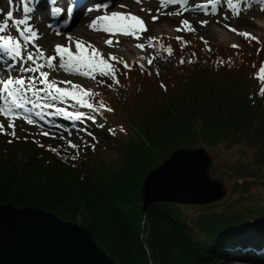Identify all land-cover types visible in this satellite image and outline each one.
Instances as JSON below:
<instances>
[{"label": "trees", "instance_id": "trees-1", "mask_svg": "<svg viewBox=\"0 0 264 264\" xmlns=\"http://www.w3.org/2000/svg\"><path fill=\"white\" fill-rule=\"evenodd\" d=\"M257 49L264 67V48ZM228 50L192 52L166 72L116 64L110 78L118 99L89 95L91 109L72 106L84 114L71 119L74 136L85 141L43 142L32 158L40 165L8 168L0 159V205L72 222L86 209L94 222L83 224L118 264H264V74L235 67ZM146 94L155 101H140ZM198 147L235 153L212 167L229 196L204 206L156 203L145 213L148 173L174 151Z\"/></svg>", "mask_w": 264, "mask_h": 264}, {"label": "rangeland", "instance_id": "rangeland-1", "mask_svg": "<svg viewBox=\"0 0 264 264\" xmlns=\"http://www.w3.org/2000/svg\"><path fill=\"white\" fill-rule=\"evenodd\" d=\"M15 1L16 5L22 4L24 1L26 2V0ZM10 2L11 0H7V4L6 0H1L0 2V7L3 9L2 14H0V27H3L2 25H4L5 21L8 23V27L0 34L6 35L7 33V35L10 34L16 38L17 33L13 28L14 22L25 19L24 17L26 14H24V8H20L18 11L16 10V13L14 12L15 15L13 18L15 20L12 23V19H9L7 15L11 11ZM227 2L224 4L222 12L218 15H213L211 13H201L196 10H192V12H195V14H191L190 11H183L179 10L178 8L169 7L164 3L155 0H128V2L123 3L127 6L128 11H133V6H140L139 11H137L139 14H141L139 17L143 16L148 21V31L141 34V39L146 41V48L148 47L147 50L150 52L149 57L145 61L139 58H131L130 56L124 55L120 52L119 48H122L125 38L127 37L131 39L133 37L114 36L111 37L113 43L111 45L104 46L100 42V37L106 38L107 41L110 38L109 35L101 31H94L93 29L92 31L89 29V32L98 36L99 38L89 37V35L85 34L83 31L82 33L80 32L81 34H76L75 39L71 38V40H69L68 38L71 37L69 35L61 36V34L57 35L54 32L51 34L45 25L46 22L44 18H42L43 16L39 18V11H36L33 13L34 15H30V17L32 18L31 22L35 27V30H39V37L36 40L34 45L35 47L31 48V52L35 53L36 49L39 48L44 53V57L45 55L50 57L56 54V46L54 47V44L65 47L70 45L72 50L75 51L76 41H82L84 45H91L92 48L98 50L99 54L104 59L109 60V63L112 65L113 69L115 68L116 64L122 63L127 65V63H129L133 66L142 65L141 67L150 70L160 68L162 71L166 72L168 69L170 70L171 67L174 66L173 61L176 60L182 65L184 62V57L187 55L190 56L192 52H196L197 55H199V53L202 55L204 53L207 54L206 52H215L218 48H221L222 50L229 49L227 58L232 61L231 63L235 67L245 69V73H251L262 77L264 74L262 69H264V67H259L257 60L260 58L258 53L260 51L259 49L262 47L259 49L257 48L259 46H263L264 48V38L255 36V32L258 28L257 22L259 17L264 16V10L245 7L243 11H238L231 9V5H228ZM30 5L37 7L36 0H30V4H28V6ZM115 9L116 8L107 10V12L115 11ZM103 12L105 14V11ZM103 12H101L100 15H104L102 14ZM97 16L99 15H94L92 19L94 20ZM154 17L155 20L153 19ZM185 20L188 21V24L183 23ZM201 22L205 23L202 24ZM209 23L216 25L218 28L223 30L224 33H227L230 39L227 42H222L218 35L209 33L207 30ZM165 27L168 28V30L163 33L158 30V28ZM152 37H154L155 40H151ZM148 40L150 41L148 42ZM127 43L129 44V42ZM177 43H190L192 46L189 45L186 50H183L182 48H177ZM229 47L245 49L248 53H250L253 60H250L249 64L242 61L240 58H238V52L236 53L234 51V53ZM146 48L144 49L146 50ZM113 57L115 59H110ZM149 59L152 60L151 65L148 64ZM40 62L44 63L45 65L47 64L45 59ZM54 65H57V67L48 68L45 66L41 69V71L49 73V82L56 84L62 89L69 90L77 96L78 100H86L87 96L96 95L108 103H111V101L113 103V101L119 98L117 93L120 91L118 92L116 87L113 86L112 79L110 78L111 76L101 78L97 75L96 78L93 79L91 76H84L75 71V73L66 71L65 69L59 67V62L54 63ZM19 66L14 67V70L11 72H6L3 77L0 73V80H5L9 76L15 79L21 75L27 79L29 76L34 75L33 73H21L19 71ZM25 66H31V62H28V64ZM130 68L133 67L130 66ZM2 71L3 69H1V72ZM36 75H38V73ZM102 79L107 80L108 84L111 86L109 87L107 84H102ZM63 81H68L70 83L65 84ZM37 87L45 86L37 85ZM0 88H2V84H0ZM146 93L151 94L149 90H147ZM147 94L143 95L142 98H140V101L154 102L155 98H149ZM7 100L10 104V98L7 97ZM78 104L79 103H77V101L72 100L71 98H66L63 101H52L51 99H48L47 105H54V107L49 108L45 106L43 108L37 109V111H41L43 113V118L47 117L49 119V126L47 127L43 122V119L34 113L31 114V119L34 121L33 124H29L27 122L25 119V114L24 116L15 119H8L4 115H0V126H2L0 127V152L5 157H0V159H4V161H6L5 164L8 168H11L16 164L40 165L39 162H32V158L34 157V152L37 153V155H40L41 150L39 148L42 147L43 142L69 146L70 144H79L80 142L85 141H80L76 136H74L75 132L72 131V128L70 127L71 125L68 122L69 120L67 121L66 119L68 117L60 115L56 111L57 105H65L68 107L71 105L77 108L80 107ZM6 106L7 105H3L0 106V108H5ZM29 107H31V105H29ZM81 110L83 111L82 108ZM84 111L86 112V110ZM37 120H39V122H37ZM62 121H65L66 124H63ZM10 124L12 127L9 126ZM13 131L15 132V135H13ZM44 133H47L48 135H44ZM22 140H28L26 142L27 146L22 144ZM210 152L214 157V162L219 160H234L236 157L233 151H227L225 149L215 150L214 153L212 151ZM85 219L90 223L94 222L93 216H91L86 209H83L77 215L76 221L73 223H77L86 227L83 224ZM99 246L108 255H110L101 245ZM148 264L154 263L151 260H148Z\"/></svg>", "mask_w": 264, "mask_h": 264}, {"label": "water", "instance_id": "water-1", "mask_svg": "<svg viewBox=\"0 0 264 264\" xmlns=\"http://www.w3.org/2000/svg\"><path fill=\"white\" fill-rule=\"evenodd\" d=\"M206 147L181 148L147 175L143 211L156 203L204 206L227 198ZM0 264H118L84 226L34 207L0 205Z\"/></svg>", "mask_w": 264, "mask_h": 264}, {"label": "snow or ice", "instance_id": "snow-or-ice-1", "mask_svg": "<svg viewBox=\"0 0 264 264\" xmlns=\"http://www.w3.org/2000/svg\"><path fill=\"white\" fill-rule=\"evenodd\" d=\"M171 3H182L187 4L188 0H169ZM51 4V15L59 16L64 12V9L56 6V0H50ZM231 5V0H229ZM79 6L78 0H72L68 9H67V20H70L74 14V11ZM99 7V6H98ZM103 9H108L109 5L104 4ZM25 12H30L31 9L25 6ZM88 11H91L89 9ZM207 14V13H206ZM8 18L11 19L12 12L8 14ZM155 20V17L153 18ZM65 20V23H67ZM17 25H26L27 20H18L15 21ZM184 24H188V21L185 20ZM204 24L205 22H201ZM8 27L7 21H5L3 27H0V33L4 32ZM94 31H101L109 35V39L106 41L108 45L113 43L111 37L114 36H129L133 37L136 40L142 38L141 34L147 31L144 21L136 15L131 13H124L119 11H105L104 15L97 16L89 25ZM179 30V29H178ZM57 31V35H59ZM19 35L23 37V47L27 48L34 40H37V34L31 27H25L23 31L19 32ZM71 40V37L68 38ZM0 47H3L7 50V54L17 58L20 61L19 71L21 73H33L34 75L29 76L25 79L24 76H19L13 79L9 76L5 80H0L2 88H0V94L6 93L7 97L10 98V104H7L6 107L0 108V115L8 116L10 119H15L21 115L18 110H22L25 114V119L29 124H33L34 121L31 119V114L34 113L37 116H40L43 119V113L37 111L39 108L45 106L51 108L54 105H47V100L51 99L52 101H63L66 98H71L72 100L77 101L81 107L87 106L89 109L93 107L91 103H88L85 100H78L77 96L70 92L67 89H62L56 84L49 82V73L41 71L42 68L47 66L48 68L54 67V63L59 57V67L65 69L66 71H76L84 76H91L95 79L96 76L101 78L109 77L114 75V69L109 63V60L104 59L98 52V50L91 47V45H84L82 41H76L75 51L72 50L71 46L68 47L57 45L54 56L47 57V64L41 63L40 61L44 60V53L37 48L36 52L31 51L27 52L25 55L22 51V44L19 40L13 39L12 36H0ZM138 48L144 49V44H138ZM110 59H115L110 58ZM31 62V66H25ZM148 64H152V60H148ZM11 66V65H10ZM127 67V65H126ZM84 69V71H81ZM264 71V69H262ZM38 73V75H36ZM63 83L68 84L70 82L63 81ZM102 84H108L107 80L102 79ZM37 85H42L45 87H37ZM31 105V107H29ZM60 115L66 116L70 119H81L84 115L83 113H70L66 109H60ZM94 119V118H91ZM12 127V125H9ZM2 127V126H0ZM13 135L15 132L13 131ZM44 135H48L44 133ZM75 147V145H71Z\"/></svg>", "mask_w": 264, "mask_h": 264}, {"label": "bare ground", "instance_id": "bare-ground-1", "mask_svg": "<svg viewBox=\"0 0 264 264\" xmlns=\"http://www.w3.org/2000/svg\"><path fill=\"white\" fill-rule=\"evenodd\" d=\"M29 2H30V0H28ZM47 2H50V0H46ZM79 1L80 0H78V3H79ZM70 0H65V4H63L62 6H60L61 8H63V7H67V6H69L70 5ZM44 6V5H43ZM22 6H20V8H21ZM28 7V6H27ZM175 7H179V6H175ZM139 8H140V6H133V11H128V9L126 8V6L125 5H123V4H120V5H118L117 7H116V9H115V11H119V12H124V13H131V14H133V15H136V16H138L139 17V15H141V14H139L137 11H139ZM89 9H93V8H88V9H86V11H82V12H78V13H80V15H82V17H86L85 18V20L83 21V22H81L82 21V17L81 18H78L79 17V15H78V13H77V11H74V14H73V16H72V18H71V23H70V25L69 26H67L66 28H67V31H66V33L67 34H61V36H65V35H69V36H71V38L72 39H75V35L76 34H81L83 31L85 32V34H88L89 35V37H92V38H99L98 36H96V35H94V34H92L91 32H89V29L90 30H92V28H90L89 27V25H90V23L92 22V16H90L91 15V13L90 14H88L87 15V11L89 10ZM33 11L31 10L30 12H26V14H31ZM45 15L42 17V18H44V20H45V22H46V27H48V31H51V28H52V26H50L47 22H52V20H51V18L49 17V14H48V12L47 11H45V12H43ZM191 14H195V12H191ZM41 16L42 15H40L39 16V18H41ZM139 18H141L143 21H144V23H145V26L147 27V31H148V21L146 20V18L145 17H143V16H141V17H139ZM262 18V19H261ZM257 24H258V28H257V30H256V32H255V36H258V37H260V38H264V16L262 17H259V20H258V22H257ZM55 27H57L56 25L54 26V28ZM59 28V27H58ZM158 30L161 32V33H163V32H165L166 30H168V28H158ZM207 30H208V32L209 33H211V34H214V35H218L221 39V41L222 42H227L229 39H230V37H229V35L227 34V33H224L223 32V30H221L220 28H218L216 25H214V24H208V26H207ZM93 31V30H92ZM46 32V31H45ZM81 32V33H80ZM124 38V37H123ZM100 42H101V44H103L104 46H108V44L106 43V38H102V37H100ZM151 40H155V38L154 37H152L151 38ZM150 40H148V42H149ZM127 42H129V44L127 43ZM145 40H142V39H140V40H135L134 38H131V39H129V38H125V40H124V44L122 45V48H119V50H120V52L122 53V54H124V55H128V56H130L131 58H139V59H141V60H143V61H145L148 57H149V51L147 50V48H146V44H145ZM138 44H144L145 45V48H146V50L145 49H140V48H138L137 47V45ZM55 46H57L56 44H54V47ZM45 59H46V61H47V55H45ZM0 61H2V59L0 58ZM57 62H59V57H58V59H57ZM54 67L56 68L57 67V65H54ZM81 71H83V69H81ZM71 72H74V71H71ZM76 72V71H75ZM74 72V73H75ZM77 73H79V72H77ZM6 101H7V103H8V100H7V97H6V93H3L2 94V97L0 96V106H3V105H6ZM9 104V103H8Z\"/></svg>", "mask_w": 264, "mask_h": 264}]
</instances>
